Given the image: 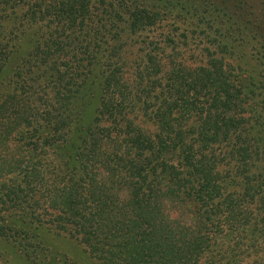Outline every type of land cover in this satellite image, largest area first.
<instances>
[{
	"label": "trees",
	"instance_id": "obj_1",
	"mask_svg": "<svg viewBox=\"0 0 264 264\" xmlns=\"http://www.w3.org/2000/svg\"><path fill=\"white\" fill-rule=\"evenodd\" d=\"M249 18L245 0H0V236L35 250L21 223L47 228L98 264H247L264 248Z\"/></svg>",
	"mask_w": 264,
	"mask_h": 264
},
{
	"label": "rangeland",
	"instance_id": "obj_2",
	"mask_svg": "<svg viewBox=\"0 0 264 264\" xmlns=\"http://www.w3.org/2000/svg\"><path fill=\"white\" fill-rule=\"evenodd\" d=\"M230 4L233 0H227ZM246 8L249 11V25L248 35L242 40H237L236 54L239 62L242 64L243 69L250 76H255L259 72L263 73L262 61L258 48L260 44L264 43V0H245ZM195 17H190L188 22H192ZM3 23H7V18H4ZM3 34L0 33V38ZM32 33L30 30L20 36V48L27 50L30 46ZM135 39L132 38L131 42L135 46ZM191 48L195 47V41L190 42ZM1 48V47H0ZM2 50L0 49V55ZM21 56V55H20ZM262 70V71H261ZM7 72V70H6ZM0 73V99L4 96L8 89L7 73ZM260 73V74H261ZM25 228H29L30 235L38 239L34 243L37 249L31 250L24 249L20 245L18 239L5 238L0 236V264H98V262L90 256L86 248L68 237L66 234L57 235L55 231L45 229H33L28 224L21 223ZM21 235L27 236L24 232ZM256 258L264 259V248L256 255L250 253L243 259L244 262L250 264Z\"/></svg>",
	"mask_w": 264,
	"mask_h": 264
}]
</instances>
